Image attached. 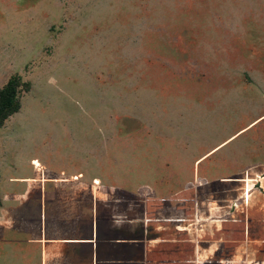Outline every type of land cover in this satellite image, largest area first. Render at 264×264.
<instances>
[{"label":"rangeland","instance_id":"1","mask_svg":"<svg viewBox=\"0 0 264 264\" xmlns=\"http://www.w3.org/2000/svg\"><path fill=\"white\" fill-rule=\"evenodd\" d=\"M52 187L145 192L174 264H264V0H0V264L45 263Z\"/></svg>","mask_w":264,"mask_h":264},{"label":"crops","instance_id":"2","mask_svg":"<svg viewBox=\"0 0 264 264\" xmlns=\"http://www.w3.org/2000/svg\"><path fill=\"white\" fill-rule=\"evenodd\" d=\"M88 193L90 204L79 199L75 205L60 188L37 190V260L44 253V264H174L163 252L166 241L149 237L158 222L148 218L145 192H136L132 202L114 188Z\"/></svg>","mask_w":264,"mask_h":264},{"label":"built area","instance_id":"3","mask_svg":"<svg viewBox=\"0 0 264 264\" xmlns=\"http://www.w3.org/2000/svg\"><path fill=\"white\" fill-rule=\"evenodd\" d=\"M220 235H223V233H221ZM222 242H223V241H222ZM221 251H222V250H220V252H221ZM226 263H229V262L227 261ZM220 264H224L222 260L220 261ZM229 264H230V263H229Z\"/></svg>","mask_w":264,"mask_h":264}]
</instances>
